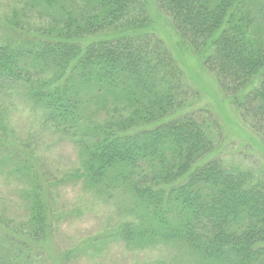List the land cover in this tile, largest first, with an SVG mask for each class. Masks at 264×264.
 Masks as SVG:
<instances>
[{"label": "trees", "instance_id": "trees-1", "mask_svg": "<svg viewBox=\"0 0 264 264\" xmlns=\"http://www.w3.org/2000/svg\"><path fill=\"white\" fill-rule=\"evenodd\" d=\"M84 1L77 12L59 0H28L54 20L31 35L14 12L12 35L0 39V95L24 98L41 124L76 145L72 176L84 191L115 198L119 220L69 249L51 245L42 178L8 140L0 108L2 160L27 178L26 218L0 217V264L48 256L60 264L116 241L173 246L195 264H264V176L209 157L214 121L185 111L192 91L143 2ZM157 2L243 120L264 134V0Z\"/></svg>", "mask_w": 264, "mask_h": 264}, {"label": "rangeland", "instance_id": "rangeland-1", "mask_svg": "<svg viewBox=\"0 0 264 264\" xmlns=\"http://www.w3.org/2000/svg\"><path fill=\"white\" fill-rule=\"evenodd\" d=\"M69 9L85 12L84 0H59ZM147 8L151 28L163 40L185 74L192 91L186 112L214 121V152L209 156L220 159L228 168L251 169L264 176V134L244 121L232 99L219 88L216 80L203 66L202 57L194 54L181 40L172 20L158 5L157 0H140ZM28 0H0V39L12 35L8 21L17 11L19 25L25 33L42 32L54 20L40 6ZM51 12L53 8L49 9ZM264 30V20L262 21ZM0 108L5 112L12 146L18 145L35 165L50 201L48 223L53 228L54 247L69 249L80 241L114 227L117 203L114 199L86 192L72 176L79 166L76 145L68 138L46 128L40 122V112L33 110L20 96L0 95ZM18 151L20 150L17 147ZM5 148L0 150V217L9 224H17L27 216L24 189L27 178L13 175L12 162H3ZM19 153V152H18ZM70 261L60 264H195L188 253L173 246L156 245L152 248L129 249L116 241L100 253H79ZM44 264H58L48 256Z\"/></svg>", "mask_w": 264, "mask_h": 264}]
</instances>
